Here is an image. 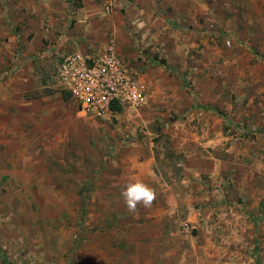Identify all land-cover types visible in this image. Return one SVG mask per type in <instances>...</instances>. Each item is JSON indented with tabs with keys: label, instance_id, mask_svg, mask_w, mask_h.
<instances>
[{
	"label": "rangeland",
	"instance_id": "374dc122",
	"mask_svg": "<svg viewBox=\"0 0 264 264\" xmlns=\"http://www.w3.org/2000/svg\"><path fill=\"white\" fill-rule=\"evenodd\" d=\"M165 3L163 43L123 59L145 104L100 118L60 54L23 67L33 31L0 33V264H264V0ZM135 179L157 195L131 213Z\"/></svg>",
	"mask_w": 264,
	"mask_h": 264
},
{
	"label": "crops",
	"instance_id": "0c3cea01",
	"mask_svg": "<svg viewBox=\"0 0 264 264\" xmlns=\"http://www.w3.org/2000/svg\"><path fill=\"white\" fill-rule=\"evenodd\" d=\"M165 1L0 0V33L8 37L7 43L17 42L19 38L11 35L8 25L19 21L33 31L32 34L25 30L27 32L19 35L25 46L23 67L26 69L30 65V59L26 57L48 51L50 46L53 52L63 55L70 51H92L94 47L112 43L123 61L125 56L133 55L128 52L130 46L136 51L135 45L163 43L161 32L167 27L160 10L166 5ZM6 10H9L10 18H5ZM173 10L178 12L179 5ZM131 30L135 32L133 38L132 33L129 34ZM21 75L23 79L24 73ZM66 93L70 96L66 91L58 94L63 98ZM171 212L168 210L167 213Z\"/></svg>",
	"mask_w": 264,
	"mask_h": 264
},
{
	"label": "built area",
	"instance_id": "2783aa9c",
	"mask_svg": "<svg viewBox=\"0 0 264 264\" xmlns=\"http://www.w3.org/2000/svg\"><path fill=\"white\" fill-rule=\"evenodd\" d=\"M52 52L41 53L46 56ZM55 78L70 94L77 111L95 118L121 108L138 110L146 102L145 94L114 45L94 47L92 51H70L61 55Z\"/></svg>",
	"mask_w": 264,
	"mask_h": 264
},
{
	"label": "clouds",
	"instance_id": "9594fccd",
	"mask_svg": "<svg viewBox=\"0 0 264 264\" xmlns=\"http://www.w3.org/2000/svg\"><path fill=\"white\" fill-rule=\"evenodd\" d=\"M127 210L131 213L138 212V205L150 208L156 199V192L141 179L128 182L120 193Z\"/></svg>",
	"mask_w": 264,
	"mask_h": 264
},
{
	"label": "trees",
	"instance_id": "16d2710c",
	"mask_svg": "<svg viewBox=\"0 0 264 264\" xmlns=\"http://www.w3.org/2000/svg\"><path fill=\"white\" fill-rule=\"evenodd\" d=\"M159 62H160V61H159ZM162 63H163V62H161V64H162ZM67 95H68L67 93H66L65 95H63V98H64V99H67Z\"/></svg>",
	"mask_w": 264,
	"mask_h": 264
}]
</instances>
